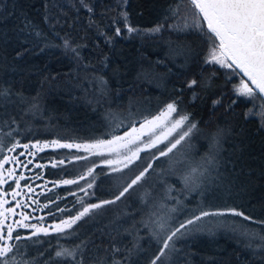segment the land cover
<instances>
[{
  "label": "trees",
  "instance_id": "trees-1",
  "mask_svg": "<svg viewBox=\"0 0 264 264\" xmlns=\"http://www.w3.org/2000/svg\"><path fill=\"white\" fill-rule=\"evenodd\" d=\"M86 3L92 7L91 13L78 0H0V89L10 88L13 93L5 105H0V137L10 130L2 122L10 124L11 118H15L13 128L17 130L13 131V137L21 143L109 139L131 124L141 123L145 116L158 114L175 100L179 109L198 122V131L191 139L194 144L191 155L196 160L209 153L211 137L218 129H223V134L218 153L220 180L214 179L217 173L213 172L211 177L202 178L203 194L197 189L186 199L181 195L183 206H177L176 212H167L171 216L168 224L177 226L201 206L213 210L230 206L255 220H264V127L261 126L264 122L259 116L245 118L246 111L253 107L251 103L238 100L228 109L234 99L232 87L239 83V78L226 80L225 70L204 64L208 45L200 37L168 30L171 20L165 21V15L172 0H127L126 4H121V0H86ZM121 12H127L128 23L134 28L143 31L164 23L165 29L154 36L129 33ZM116 28H120V35L116 34ZM34 30L41 31L46 40L30 35ZM64 40L70 41L78 56L62 47ZM186 47L193 50L187 60L172 51ZM202 77H211V86L197 88L198 98L192 103V89L185 88V82L192 78L199 81ZM101 79L107 83L102 84ZM217 97H222V105L213 109L212 100ZM33 104L37 108H32ZM10 139L5 138L4 143L10 146ZM6 153L5 148L3 154ZM147 155L141 153L142 158ZM75 156L88 159L75 160ZM104 159L107 157L76 149L47 148L38 152L34 163L46 167L34 171L42 176L39 180L50 186L38 195L39 203L49 204V208L43 209L44 221L74 216L83 206L111 200L118 194V185L124 181L115 177L122 174L111 173ZM60 160L63 165L58 163ZM53 163L57 167L53 168ZM88 168L95 169L94 187L88 190L92 195L81 192L80 187H87L93 177L79 180V185L55 184L64 179H79ZM167 183L177 189L183 187L178 177ZM72 192L76 195H71ZM141 197L133 194L95 210L62 236L41 234L21 241L27 259L17 253L15 264L28 261L76 264L70 257H55L54 252L63 247L76 250L81 242H84V264H95V258L104 255V249H110L113 243L132 247V237L126 229L133 233L138 229L142 237L139 240L142 250L134 253L128 264H149L160 249V241L151 233L158 231L161 240L165 233L149 220L153 213L151 199L145 197L148 203L141 204ZM173 206L175 201L168 200L167 208ZM50 211L54 215H49ZM165 213H156L151 219ZM229 219L250 224L240 217ZM18 231L22 235L28 233ZM248 243L247 238L230 230L220 229L215 235L196 233L177 241L179 251L170 256L166 252L167 259L162 257L157 264H264V249L257 247L260 242L253 239L252 248L246 247ZM121 257L122 254L117 255V259Z\"/></svg>",
  "mask_w": 264,
  "mask_h": 264
},
{
  "label": "snow or ice",
  "instance_id": "snow-or-ice-1",
  "mask_svg": "<svg viewBox=\"0 0 264 264\" xmlns=\"http://www.w3.org/2000/svg\"><path fill=\"white\" fill-rule=\"evenodd\" d=\"M78 2L88 12L93 11L86 0H78ZM126 3L127 0H121V4ZM121 18L127 25L129 33L154 36L165 29V24L160 23L152 29L142 31L128 23L127 12H121ZM168 20H171V23L168 24L169 31L176 32L178 35L195 34L208 45L207 54L203 61L205 65H216L225 70L226 80H231L232 77L239 78V83L232 87L234 99L229 103L228 109H231L238 100L251 103L253 107L246 111L245 118L259 116L260 121L264 122V0H172L165 15V21ZM26 23L30 24L28 21ZM115 31L117 35H120V28H116ZM30 35L46 40L41 31L34 30ZM62 47L66 51L70 50L74 56L79 55L76 49L71 47L68 40L63 41ZM172 51L176 55H183L186 60L193 54L190 47L173 49ZM19 55L20 53H17V56ZM210 81L211 77H202L199 81L192 78L185 82L184 87L192 89L190 102L195 103L198 98L196 89L209 88L211 86ZM101 83L106 84L107 82L101 79ZM12 95L10 88L0 89V105H5ZM221 105L222 97L212 100L213 109ZM32 108H37V105L33 104ZM2 123L10 130L4 133L3 137H0V264H15L17 253L24 254L27 259V254L23 253L24 246L21 245V241L31 240L33 236L41 234L48 236L50 233H56L62 236L66 234V230L72 229L78 221L93 214L95 210L102 209L106 205L116 204L117 201H121L144 188L152 180L153 175L158 178L157 182L161 185L163 200L175 201L176 206L169 208L168 213L176 212L177 206H183L181 195H184L186 199L188 194L197 189H200L201 194H203L202 178L211 177L212 173L216 172L217 175L214 179L220 180L218 153L221 148L220 141L223 129H218L217 133L212 135L209 153L196 160L191 155L190 140L193 133L198 131V122L191 120L190 113L179 109L175 100L167 103L158 114L151 117L145 116L139 127L131 124L130 131L124 132L123 135H112L110 139H96L93 142L62 143L60 140H53L50 143L39 141L31 144L21 143L20 140L13 137V131L17 130L13 128L16 125L15 118H11L10 124L7 121ZM261 126L264 127V123ZM5 138H11L10 146L4 143ZM160 145H164V147H160ZM181 146H183L182 149ZM49 147L76 149L94 156L111 157L104 159L103 163L110 169L111 173L122 174L115 177L117 181H124L118 185L120 189L118 194L111 200L87 204L78 214L62 219L58 223L47 226L42 223H30L34 217L27 209L31 208L33 204H39V201L32 198V194L35 193L32 184L21 185V181L29 178L23 173H17L20 168L31 170L29 165L34 163L33 159L22 160L21 157L27 155L34 158L38 152H43ZM5 148L9 153L8 155L3 154ZM17 149H23V151H17ZM141 153L148 155L142 158ZM176 155H179L180 159H176ZM161 158L164 159L161 160ZM74 159L86 160L88 157L75 156ZM156 161L168 164L167 171L170 175H176L175 165L185 164L189 170L186 174L179 176V181L183 187L177 189L175 185L166 183L160 176L165 170L159 165L154 167ZM58 163L63 165L64 161L60 160ZM10 164L14 167H5ZM51 166L55 168L57 164L53 163ZM34 167L43 169L46 165L35 163ZM94 171V168H88L86 175L81 174L79 179H64L60 183L79 185V180L93 177ZM35 176L36 179H42L40 173H35ZM129 176L131 178H128ZM94 179L93 177V181L87 183V187L81 186L80 191L86 195H92L88 190L94 187ZM10 181L13 183H9ZM5 185L11 190H6ZM174 191L176 192L175 195H173ZM70 194L76 195L74 192ZM149 195L150 192L145 190L141 197V204L148 203L145 197ZM9 196L11 197L10 200L8 199ZM13 202L14 206H9ZM80 203L84 204L83 198L80 199ZM159 206L161 208L166 207L163 202ZM43 207L49 208V204L45 203ZM32 210L36 211L37 209ZM58 210L64 211V209ZM168 213L157 217L155 220H152L151 216H155L156 213L153 212L149 217L150 222L159 231L165 233L162 240L158 231L151 233L153 238L160 241V249L149 264H157L162 257L167 259L166 252L170 256L179 251L177 241L187 236L196 233L215 235L216 231L220 229L238 232L249 240V243L246 244V247L249 248L253 247L251 243L253 239L258 240L260 243L257 247L264 249V227L253 228L250 226V224L264 226V220H255L237 208L229 206L213 210L201 206L183 221H179L175 227L168 224V220L171 219ZM49 215H54V213L50 211ZM16 217L19 218L16 219ZM229 217H240L242 221H248L250 224L231 220ZM39 219L42 221L44 217ZM144 226L147 227L148 223H145ZM132 227L135 228L134 223ZM18 229H30L31 232L29 235H22ZM125 231L132 237V247H118L113 243L110 249H104V255H98L95 258V264H128L130 257L138 250H142L139 244V240L142 239L139 236V230L136 229L135 233L130 229ZM83 246L84 242H81V244L76 245V250H70L66 247L58 248L54 252V256L57 258L70 257L76 261V264H84ZM77 251L80 252L79 260H77ZM118 254H122L120 259H117ZM109 258L111 259L109 260Z\"/></svg>",
  "mask_w": 264,
  "mask_h": 264
},
{
  "label": "rangeland",
  "instance_id": "rangeland-1",
  "mask_svg": "<svg viewBox=\"0 0 264 264\" xmlns=\"http://www.w3.org/2000/svg\"><path fill=\"white\" fill-rule=\"evenodd\" d=\"M135 126L136 127H139L140 126V123L137 124V125H135ZM126 131H130V128H128L124 132H126ZM124 132H122V133H120L118 135H123ZM191 139H192V137H191ZM51 141H53V140H43V141H39V142H41V143H44V142L50 143ZM35 142H37V141H32V142H27V143H30L31 144V143H35ZM60 142H62V143H64V142L72 143V142H69V141H60ZM75 143H84V142H75ZM190 143H191L192 148H193L194 144L191 142V140H190ZM182 147L183 146H181V149H182ZM49 148H53V147H49ZM181 149H178V151H181ZM32 150L35 151V149H32ZM17 151H23V149H17ZM8 154L9 153H6L5 155H8ZM181 154H182V152H181ZM12 155H15V153H12ZM109 158H111V157H107V159H109ZM175 158L176 159H180V156L179 155H176ZM21 159L22 160H27V159H33V158L25 155L24 157H21ZM34 165H35V163H33V165H29V169H31V170H24L22 168L18 169V173L17 174L23 173L26 177L29 178V179H26L25 181H21V185L23 186L26 183L32 184L33 188L35 189V193L32 194V198H34L35 200L38 201V195L41 192H43L45 190V188H49L50 186L47 185L48 184L47 181L36 179V176H35V173L36 172L34 171V169H35ZM157 165H159L160 168H163L165 170L164 172H162L160 174V176H161V178L164 179V181L166 183H167L168 180H170V179H172L174 177H178L179 178L180 175L186 174L188 172V170H189L188 167L185 164H177V165H175L176 175H170L169 172L167 171L168 168H169V165L168 164L161 163V161H160ZM5 167H14V165H11L10 164V165H6ZM157 180H158V178L155 175H153L152 180L149 181L145 185L144 188H141L134 195H136V196H143L145 190H147L148 192H150V195L147 196L146 198L147 199H151V210L153 212H155V213H159V212H163V211H165L167 213L168 212V209H169V207L167 208V201L168 200H163V191L161 189V185L157 182ZM9 183H13V182L10 181ZM55 184H60V181L56 182ZM45 185H46V187H45ZM5 189L6 190H9V191L11 190V189L8 188L7 185H5ZM174 194L175 193L173 192V195ZM8 199L10 200L11 197L9 196ZM161 202H163L166 205V207L161 208L159 206ZM43 205H44L43 203L33 204L31 206V208L27 209V211H29L30 214L34 217V219H32L30 221V223H34V224H40V223H42L45 226H47L49 224L58 223L60 220L67 219V218L70 217V216L69 217H65V218H62L60 220L51 221V222H46L44 220L41 221L39 218L40 217H44V215H45L43 213V209H44ZM9 206H14V202H13V204H10ZM32 209H37V210L36 211H33ZM18 218L19 217H16V219H18ZM9 222H11V221H9ZM23 230H26L28 232L27 235H29L30 232H31L30 229H23Z\"/></svg>",
  "mask_w": 264,
  "mask_h": 264
}]
</instances>
